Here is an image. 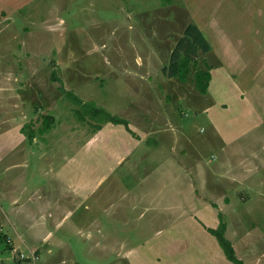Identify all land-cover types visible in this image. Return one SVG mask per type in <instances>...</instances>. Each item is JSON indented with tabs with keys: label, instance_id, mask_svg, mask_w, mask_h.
<instances>
[{
	"label": "rangeland",
	"instance_id": "obj_1",
	"mask_svg": "<svg viewBox=\"0 0 264 264\" xmlns=\"http://www.w3.org/2000/svg\"><path fill=\"white\" fill-rule=\"evenodd\" d=\"M211 21L215 31L209 27ZM192 24L217 52L220 40L227 41L226 54L236 62L230 70L239 74L237 83L251 89L248 97L253 103L258 98L259 106H264V0H0V79L11 69L17 72L16 92L28 109L36 111L40 127L46 117L54 119L47 131L48 147L66 148L70 161L79 163L68 175L77 179L80 188L85 185L82 195L93 192L89 202L61 225L55 237L64 245L54 247L52 255L40 240L28 245L19 237L29 225L34 238H44L38 233L44 229V220H19L11 225L14 230L6 225L5 242L0 239V264H45L63 258L67 264H232L206 230L199 234L191 227L172 230L174 219L191 209V161L187 163L173 150L182 135L185 138L175 147L184 146L188 159L202 149V164L211 171L221 169L215 170L219 177L222 174L216 180L224 191L212 199L209 225L215 219L220 225L221 214L227 225L225 237L237 257L244 264H264V122L257 127L256 115L247 118L244 138L225 147L200 107L192 102L186 105L165 85L169 80L181 82L167 71L173 52ZM215 50L210 54L200 51L192 62L188 75L191 98L200 94L194 75L207 69L206 62H214L210 56L217 57ZM186 88L180 93L186 94ZM23 92L29 94L28 99ZM261 109L258 112L263 117ZM158 113L173 119L162 128L163 136L156 130L150 134L142 146L143 155L136 151L116 166V159L111 154L107 157L100 145L86 148L111 116L150 122ZM152 125L153 121L147 123V131ZM181 125L185 132L180 131ZM100 137L102 142L110 138L109 134ZM36 139V153L24 161L38 190L49 181L42 175L50 161L39 150L43 138ZM118 141L121 147L123 141ZM231 150L236 152L231 154ZM59 158L55 166L64 162L63 153ZM242 160L254 169L246 171L248 164ZM99 175L104 179L98 183ZM0 208L11 215L8 198L0 197ZM2 220L6 223L7 219L3 216ZM93 220L101 222L114 248L123 243V253L131 250L132 263L119 258V252L110 249L113 246L105 251L93 249L89 237L84 240L72 232L74 225L91 229ZM46 221L52 226L61 224L53 214ZM217 248L222 258L214 259Z\"/></svg>",
	"mask_w": 264,
	"mask_h": 264
},
{
	"label": "crops",
	"instance_id": "obj_2",
	"mask_svg": "<svg viewBox=\"0 0 264 264\" xmlns=\"http://www.w3.org/2000/svg\"><path fill=\"white\" fill-rule=\"evenodd\" d=\"M216 18L217 17H214L211 20H215ZM213 26H216V24H213V21H211L209 27H212L213 29L215 28V31L217 27ZM222 40L224 39L220 40L219 52L211 46L212 51L214 49L216 53H219L216 58L210 56L213 58L214 62H206V66L211 68V81L207 95L201 96L200 94H193L191 98L190 78H188L185 82L179 83H175L176 81L171 82V80H169V82H166L165 85L171 86L173 88L172 92L178 95L180 100L186 105L191 106L192 102V104L200 107V109L208 117L214 133L219 139H221L224 146L228 147L238 142L246 135L244 133L248 130V127H246L247 118H250L252 115H256V118L258 117L260 120L257 127H261L263 125L262 124L260 126V124L264 122V116H261V113L258 112V108L261 109L264 106H259L258 101L260 100L258 98H255L253 103L252 99H249L248 97V91L251 89H242V87L237 83L239 82V74L230 70L232 68L231 64L236 62L229 59L228 54H226L227 41L224 42ZM242 67L240 68L243 74L244 71ZM9 71L10 73L8 76H3L0 79V197L4 200L8 198L12 210L10 211L11 215H8L0 208V220L3 219V216L7 219L6 223L3 220L0 222V232L4 234V230L7 227L6 225L12 227L11 225H13V223L19 224V220L40 218L45 221V231L44 229L43 231L39 230L38 233H40V235L44 238H34L33 233L29 230V225H25L26 233H21L19 237L22 238L23 236L22 240H24V242L28 245L40 240L42 245L48 247L45 249L48 254L52 255V249L54 247L62 248L64 245L63 241L55 237L57 236L58 231H60L61 225L65 220L69 219L68 216H71L75 211L79 210V208L89 202L88 199L92 196L93 192H85L82 195V190L85 185L80 188L77 183V179L73 180L70 175H68L67 171H73L74 168L79 167V163H76L77 161H70L67 157L66 148L60 147L57 151L48 147L47 139L49 132L44 131L45 119L47 117L44 119L42 127H40V121L35 118L36 111L34 112L28 109L26 104H24L25 100H22L23 97L16 92V82L20 79L19 76L16 78L17 72L12 69ZM6 77L7 80H4ZM13 78H15L14 81ZM185 86L188 87L186 88L188 92L186 94L180 93V90H183V87ZM254 88L255 87L252 89ZM28 95L29 94L26 93L24 99H28ZM32 102H34V100ZM235 102L237 103L236 105H234ZM176 112L179 113L180 111L178 110ZM177 113H175L176 118H178ZM171 119L173 118H170L167 114L159 115L158 113L154 117L152 116L150 118V122L153 121L154 125L151 126L152 128L149 131H147V123L149 124L150 122L145 118L144 122H140V119L138 118H132L131 120L127 119L129 122L128 128L124 125H114L112 123H108L103 125L104 128L101 129V132H99L91 142L86 144V148H91L95 144L100 145L105 153H107V157L111 154L113 160L116 159L113 164L119 166L122 162H126L129 158H131L133 153L136 151H141L140 155H143L142 146L148 141L150 134L156 130L154 133L161 134L163 136L165 131L162 130L170 126ZM155 125L157 127L153 129ZM224 126H228L227 128L230 129L227 131V128ZM179 129L181 132H185L182 125L179 126ZM242 129H245V132H243ZM108 134L110 137L109 140L107 142H102L100 136ZM37 137L43 138V142L41 143V148L39 150L44 158L47 161H50V163L42 175L46 178V180L49 179V181L46 182L45 185L40 186L38 190H35L39 184H37V182L29 176V164L26 163L24 159L25 157L36 153L34 145L36 140H38L36 139ZM112 137L117 138L118 140H120V138L122 139L123 142L121 147L117 145L119 141L113 140ZM184 138L185 137L183 135L180 136L179 141L177 140L174 143L173 150H175L180 157L185 158L187 163L188 161H191V178H188V189L191 194V209L189 212H183L188 214V216L186 215L187 217H184V214L182 213L174 219L172 230L174 228L191 227V230L196 231L199 234V231H205L206 228L216 229L219 226V223L215 218L213 221L214 225H209L210 219L207 211L212 207V199L217 197L215 194H218V191H224L222 189L223 187L221 182L216 180L221 178L222 174L219 177V174L215 170L221 171V169L211 171L206 167L207 164H202L204 163L202 149H199V154L198 151H195V153H193L194 155H191L188 159L189 155L188 152L185 151L184 146L182 148L178 145L175 147L176 144ZM49 151L54 152V154H48ZM229 152L233 154L236 150H231ZM229 152L228 154H230ZM62 153L64 162L58 161L57 166H55V160H59V157L62 159ZM181 161H184V159H181ZM242 163L248 164V167L245 168L246 171L254 169L253 164L247 162V160H242ZM97 165L99 164L97 163L95 166H92L93 169H96L98 167ZM259 169L260 168L257 170ZM103 176H98V183L103 181ZM69 179L71 182L68 184L67 181H69ZM53 184H56L55 188L52 186ZM198 187L201 188V191ZM33 188L34 191H32ZM226 199L227 198H225V200ZM22 202H26L30 205H22ZM196 203H199L200 205H196ZM220 212L222 213L221 206ZM51 214L61 221V224L59 223L60 225L56 224L52 226L48 221H46L51 220ZM220 216L222 215L220 214L219 217ZM9 218H12L14 222H11ZM184 219L186 221H183ZM177 220L180 221L178 222ZM47 226H49V228ZM90 226L91 229L86 228L85 224L81 227L74 225L72 227V232L84 240L89 237L88 241L92 242L94 246L93 249H102L105 251L108 250V246H113L110 249H115V252H119V258L132 263L130 259L131 250L123 253V243H120V248L119 246L118 248H114L115 244L112 243L113 238L109 236L110 234H104L102 232L101 222L99 220L91 221ZM249 234L250 233L247 235ZM20 238L19 240L22 242ZM45 240L47 241L46 243L44 242ZM173 248L174 245L171 246L169 250H172ZM217 249L218 252L213 255L214 259L222 258V249ZM207 254L210 257L208 263H211L213 258L211 257L210 251H208ZM45 264H67V261L63 258L62 261H55L51 263L49 261Z\"/></svg>",
	"mask_w": 264,
	"mask_h": 264
},
{
	"label": "trees",
	"instance_id": "obj_3",
	"mask_svg": "<svg viewBox=\"0 0 264 264\" xmlns=\"http://www.w3.org/2000/svg\"><path fill=\"white\" fill-rule=\"evenodd\" d=\"M200 51L204 54H207L212 51V48L198 26L192 24L187 28L185 38L179 42L178 46L173 52L171 67L169 68V71H167L168 74H166L170 77L178 78L181 82H185L188 79V75L190 73V66ZM210 70L211 68L207 67L206 70L197 71L194 75L195 88L202 95L208 94L209 84L211 81ZM78 100V98H75L76 102H79ZM53 121L54 119L52 117H47L45 119V131H48L49 123ZM107 123H112L114 125H124L126 128L129 127L128 120L120 117L111 116L106 121V124ZM220 219V225L216 229L206 228L207 232L216 238L220 248L229 262L232 264H244L243 261L237 257L232 243L226 239L225 233L227 225L224 223L222 216H220ZM0 239L3 240H0L1 242H5L1 232Z\"/></svg>",
	"mask_w": 264,
	"mask_h": 264
},
{
	"label": "built area",
	"instance_id": "obj_4",
	"mask_svg": "<svg viewBox=\"0 0 264 264\" xmlns=\"http://www.w3.org/2000/svg\"><path fill=\"white\" fill-rule=\"evenodd\" d=\"M24 257V256H23ZM25 259H26V256H25Z\"/></svg>",
	"mask_w": 264,
	"mask_h": 264
}]
</instances>
